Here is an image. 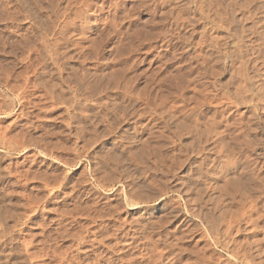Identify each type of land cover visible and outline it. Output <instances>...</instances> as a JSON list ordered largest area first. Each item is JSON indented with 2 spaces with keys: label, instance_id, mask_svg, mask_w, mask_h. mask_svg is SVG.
<instances>
[{
  "label": "rangeland",
  "instance_id": "rangeland-1",
  "mask_svg": "<svg viewBox=\"0 0 264 264\" xmlns=\"http://www.w3.org/2000/svg\"><path fill=\"white\" fill-rule=\"evenodd\" d=\"M38 1L54 36L17 0H0V210L6 213L0 234L7 237L0 235V256L13 253L1 256L9 261L1 264H264V217L248 214L246 201L238 204L234 183L247 171L264 177V96L233 77L237 63L215 65L213 57L202 65L195 46L212 42L229 55L234 26L249 35L253 58L264 67V38L255 34L264 31V0ZM181 13L191 21V36L179 29ZM192 146L207 148L209 167L212 155L220 158L217 190L203 186H211L205 201L211 193L227 206L228 214L216 218L218 236H207L198 218L178 227L197 206L183 187ZM129 203L140 208L129 210ZM169 211L184 216L173 223Z\"/></svg>",
  "mask_w": 264,
  "mask_h": 264
},
{
  "label": "bare ground",
  "instance_id": "bare-ground-1",
  "mask_svg": "<svg viewBox=\"0 0 264 264\" xmlns=\"http://www.w3.org/2000/svg\"><path fill=\"white\" fill-rule=\"evenodd\" d=\"M53 1V0H52ZM56 1H59V0H56ZM125 1V0H124ZM194 1V0H193ZM231 2H232V0H230ZM235 1V0H234ZM233 1V2H234ZM17 2L20 4V5H22L23 6V8L24 9H27V11H28V13L30 12V16L32 17V20L34 21V23L39 27V29L40 30H45L47 33H49L48 31L50 30V23H49V21H48V23H47V21L46 20H48V19H46V18H44V17H41V15H40V13L43 11H41V9H40V2L38 1V0H17ZM44 2H46V1H44ZM54 2H55V0H54ZM61 2V1H60ZM72 1H70V3H71ZM77 2V1H76ZM75 2V3H76ZM217 2L218 3H220V5L222 4L221 2H219L218 0H217ZM224 2V1H223ZM228 2V1H227ZM245 2H247L248 3V1H245ZM256 2V1H255ZM260 2V1H259ZM262 2V1H261ZM70 3H68V5L70 4ZM126 3V2H125ZM246 3V4H247ZM252 3H254V2H252ZM78 4V3H77ZM110 4V3H109ZM115 4V3H114ZM113 4V7H115V5L116 4H118V3H116L115 5ZM189 4H193V2H191V3H189ZM235 4V3H234ZM249 4V3H248ZM256 3H254V5H255ZM263 4V3H262ZM53 5V4H52ZM120 5V7H121V4H118L117 6H119ZM61 6V5H60ZM66 6V5H65ZM71 6H72V4H71ZM76 6V5H75ZM91 6V5H90ZM116 6V7H117ZM182 6V11H185V9H186V7L185 6H188V4L187 5H181ZM227 6V5H226ZM260 6V5H259ZM262 6V5H261ZM52 7H54V6H52ZM77 7V6H76ZM76 7H75V9H76ZM84 7V6H83ZM216 7V6H215ZM248 7V6H247ZM246 7V8H247ZM256 7V6H255ZM254 7V8H255ZM56 8V7H55ZM72 8H74V7H72ZM72 8H70V9H72ZM112 8V7H111ZM110 8V9H111ZM218 8H220V6L218 7ZM222 8V7H221ZM220 8V9H221ZM227 8V7H226ZM262 9H264L263 8V6L261 7ZM46 9V8H45ZM64 9V8H63ZM114 9V8H113ZM117 9H120V8H117ZM189 9H190V7H189ZM209 9V8H208ZM211 9V8H210ZM215 9V8H214ZM214 9H212V13H214L213 12V10ZM217 9V8H216ZM234 9H235V5H234ZM59 10V9H58ZM78 10V9H77ZM121 10V9H120ZM126 10V9H125ZM223 10H224V8H223ZM237 10V9H236ZM250 10V9H249ZM261 10V9H260ZM45 11V10H44ZM62 11V10H61ZM60 11V12H61ZM65 11V10H64ZM63 11V12H64ZM73 11H75V10H73ZM73 11H71L72 13H74ZM79 11V10H78ZM215 11V10H214ZM230 11H232V8H231V10ZM46 12H47V10H46ZM67 12H70V11H68V9H66V11L64 12V15L67 13ZM75 12H77V11H75ZM119 12V11H118ZM218 12V11H217ZM225 12H226V10H225ZM234 12V11H233ZM238 12V11H237ZM252 13H255V12H257V10L256 11H251ZM14 13V12H13ZM12 13V14H13ZM44 13V12H43ZM62 13V12H61ZM61 13H58V14H61ZM124 13V9L122 8V14ZM183 13V12H182ZM180 14L179 15V17H178V23H180V26H179V29L180 28H182V31H183V34H185L186 35V33H187V35H189V32H190V23H191V21L189 20V18H187V17H185V15H183V14ZM224 13V12H223ZM235 13H236V11H235ZM239 13V12H238ZM264 13V12H263ZM15 14V13H14ZM42 14V13H41ZM215 14H217L216 12H215ZM214 14V15H215ZM220 14V13H219ZM218 14V15H219ZM226 14H227V12H226ZM53 16H54V14H52ZM63 15V14H62ZM73 15V14H72ZM72 15H70V16H72ZM75 15H77V14H75ZM114 15V14H113ZM124 15V14H123ZM224 15V14H223ZM14 16V15H13ZM68 16V15H67ZM78 16H79V13H78V15H77V18L76 19H79L78 18ZM217 16V15H216ZM226 16V15H225ZM234 16V15H233ZM254 16H256L255 14H254ZM47 17V16H46ZM59 17V16H58ZM61 17V16H60ZM64 17V16H63ZM73 17H74V15H73ZM46 19V20H44V19ZM62 18V17H61ZM60 18V19H61ZM68 18V17H67ZM117 18V17H116ZM123 18V17H122ZM209 18V17H208ZM221 18H223V17H221ZM227 18H230L229 17V15H228V17ZM232 18V17H231ZM238 18V17H237ZM66 19V18H65ZM64 19V20H65ZM71 19H72V17H71ZM234 20H235V18H233ZM261 19V18H260ZM258 20V21H260L261 22V20L263 19H261V20ZM30 20V19H29ZM59 20V19H58ZM69 20V19H68ZM73 21V20H72ZM75 21V20H74ZM122 21V20H121ZM231 21V20H230ZM50 22H53V21H50ZM67 22V21H66ZM65 22V23H66ZM221 22H223V21H221ZM232 23L234 22L233 20L231 21ZM264 22V21H263ZM224 23V22H223ZM231 23V24H232ZM259 23V22H258ZM57 24V23H56ZM72 24V23H71ZM189 24V25H188ZM236 24V23H235ZM260 24H263V23H260ZM107 25H109V24H107ZM259 25V24H258ZM56 26V25H55ZM54 26V27H55ZM53 27V28H54ZM264 27V26H263ZM230 28V27H229ZM234 28V26L232 27V29ZM237 28V27H236ZM236 28H234L235 30H232L231 28L228 30V33H229V41L227 42V44H226V47L227 46H229L230 47V49H231V51H229L228 52V54L229 55H220V52H219V48H217V46L215 47L214 46V43H213V45H212V42L211 41H209V42H211V45H210V43L208 44L207 43V45H210V46H204V44L203 43H196V45L195 46H198V47H196L197 48V53L198 54H200V56H201V60H200V57H199V60L202 62V65H205V67H206V64L207 65H209V63H207L208 61H209V59H211V58H215V61H216V63H215V65L216 64H218L219 62H221L224 66H226V65H229V66H231V65H233V63L234 64H238L239 66H240V69L238 70V71H236L234 74H233V77H235L236 79H237V77H239V78H241V80H242V82H244V83H246V85H247V88H248V90L249 91H251L252 93H254V94H258V95H261L262 97L264 96V67L263 66H260V65H258L259 63H257L256 62V60L253 58V56H254V54H255V49H254V47L252 46V43L249 41L250 39H249V35H243V36H241V35H239V33H238V30H237V32H236ZM56 29V28H55ZM264 29V28H263ZM68 30V29H67ZM80 30V29H79ZM103 30V29H102ZM60 31V30H59ZM105 31V30H104ZM62 32V31H61ZM82 32V31H81ZM108 32H110V31H108ZM185 32V33H184ZM193 31H191V33H192ZM51 33V32H50ZM50 33H49V35H50ZM117 33V32H116ZM119 33V32H118ZM190 33V34H191ZM194 33V32H193ZM193 33H192V35H193ZM55 34V33H54ZM54 34H53V32H52V36H54ZM57 34V33H56ZM180 34V33H179ZM183 34H181V35H179V37H182V36H184ZM255 34H258V35H262V37L264 38V31H263V33H261V32H258V31H256L255 32ZM50 35V36H51ZM78 35V34H77ZM112 35H113V33H112ZM115 35V34H114ZM65 36V35H64ZM67 36V35H66ZM189 36H191V35H189ZM188 36V37H189ZM245 36V37H244ZM112 37V36H111ZM183 38V37H182ZM182 38H181V40H182ZM190 38H192V37H190ZM55 39V38H54ZM60 39V38H59ZM98 39H99V37H98ZM108 39V37H106V38H104L102 41H103V43H105V41ZM114 39V38H113ZM180 39V38H179ZM178 39V40H179ZM44 40V39H43ZM184 40V39H183ZM185 40L187 41V39L185 38ZM189 40V39H188ZM99 41V40H98ZM112 41V40H111ZM55 43V42H54ZM66 43V42H65ZM102 43V42H101ZM188 43V42H187ZM205 43V42H204ZM37 44V43H36ZM58 44H61V42L60 43H58ZM63 44V43H62ZM70 44V43H69ZM182 44V43H181ZM251 44V45H250ZM55 45V44H54ZM63 45H65V44H63ZM62 45V46H63ZM263 45V44H262ZM45 46V45H44ZM58 46V45H57ZM68 46V45H67ZM66 46V47H67ZM98 46H99V43H98ZM188 46V45H187ZM187 46L186 47H184L185 49H188L187 48ZM193 46V45H192ZM191 46V47H192ZM60 47V46H59ZM104 47V46H103ZM64 48H65V46H64ZM194 48V50L196 49L195 47H193ZM193 48H191V49H189V51L191 52V50L193 49ZM44 49V48H43ZM97 49V48H96ZM23 50V49H22ZM32 50V49H31ZM60 50V49H59ZM62 50V49H61ZM95 50V49H94ZM101 50V49H100ZM36 51V50H35ZM103 51H104V49H103ZM188 51V52H189ZM28 52V51H27ZM62 52V51H61ZM94 52V51H93ZM96 52V53H95ZM94 52V54L95 55H97V51H95ZM98 52H100V51H98ZM102 52V51H101ZM52 53H54V52H52ZM86 53V52H85ZM254 53V54H253ZM57 54V53H56ZM55 54V55H56ZM198 54H196V52H195V56L197 55L198 56ZM27 55V54H26ZM30 55V54H29ZM76 55V54H75ZM86 55H87V53H86ZM90 55V54H89ZM92 56V55H91ZM196 56V57H197ZM262 56V55H261ZM38 57V56H37ZM57 57V56H56ZM93 57V56H92ZM95 57V56H94ZM96 57H98V55L96 56ZM43 58V57H42ZM58 58V57H57ZM24 59H25V57H24ZM45 59V58H44ZM64 59H65V57H64ZM83 59V58H82ZM198 59V58H197ZM229 59H231V60H229ZM57 60V59H56ZM84 60V59H83ZM92 60V59H91ZM95 60H96V58H95ZM87 61V60H86ZM214 61V60H213ZM60 62V61H59ZM85 62V61H84ZM210 63H213L211 60L209 61ZM80 63V62H79ZM82 63V62H81ZM45 64V63H44ZM211 65V64H210ZM41 66V65H40ZM62 66V65H61ZM82 66V65H81ZM237 66V65H236ZM238 66V67H239ZM43 67V66H42ZM209 67V66H208ZM234 68V67H233ZM45 69V68H44ZM72 69V68H71ZM235 70V69H234ZM54 71V70H53ZM5 75V74H4ZM88 76V75H87ZM26 77V76H25ZM76 77V76H75ZM74 77V78H75ZM89 77H91V76H89ZM88 77V78H89ZM5 78V77H4ZM82 78V77H81ZM106 78H108V77H106ZM26 79V78H25ZM92 79V78H91ZM234 79V78H233ZM98 80H100V79H98ZM10 81V80H9ZM29 82V81H28ZM89 82V81H88ZM96 82V81H95ZM241 83V82H240ZM97 84V83H96ZM5 85V84H4ZM10 85V84H9ZM19 85V84H18ZM58 85V84H57ZM245 85V86H246ZM15 86V85H14ZM22 86H24V85H22ZM16 88V87H15ZM24 88V87H23ZM54 88V87H53ZM12 89V88H11ZM55 89V88H54ZM57 89H59V88H57ZM90 89V88H89ZM246 89V88H245ZM14 90H16V89H14ZM30 90V89H29ZM50 91H52V90H50ZM102 91V90H101ZM245 91V90H244ZM106 92V91H105ZM62 93V92H61ZM60 93V94H61ZM234 93V96H235V99H236V101L238 100H240L241 101V103H242V105H244L245 104V102L243 101V100H241L240 98V94H238L236 91H234L233 92ZM249 93V92H248ZM52 94V93H51ZM50 94V95H51ZM49 95V94H48ZM62 95V94H61ZM60 95V96H61ZM77 95H79V94H77ZM22 96V95H21ZM51 97V96H50ZM260 97V96H259ZM25 98H26V96H25ZM263 99H264V97H263ZM53 101V100H52ZM58 101V100H57ZM26 103V102H25ZM78 104V103H77ZM76 104V105H77ZM201 104V103H200ZM79 105V104H78ZM116 105V104H115ZM85 106V105H84ZM89 106V105H88ZM86 107V106H85ZM173 108V107H172ZM116 109H117V107H116ZM84 110H86V109H84ZM179 110V109H178ZM162 111V110H161ZM180 111V110H179ZM86 112V111H85ZM88 112V111H87ZM100 113V112H99ZM74 114V113H73ZM97 114V113H96ZM191 114V113H190ZM193 114V113H192ZM75 115V114H74ZM88 115V114H87ZM168 115V114H167ZM196 115V114H195ZM250 115V114H249ZM91 116V115H90ZM169 116V115H168ZM194 116V115H193ZM252 116V115H251ZM95 117V116H94ZM104 117V116H103ZM176 119V118H175ZM88 120H89V118H88ZM96 120V119H95ZM193 120H195V119H193ZM87 121V120H86ZM169 121V120H168ZM177 121V120H176ZM209 121V120H208ZM93 122H94V120H93ZM92 122V123H93ZM172 122H173V120H172ZM182 122V121H181ZM180 122V123H181ZM194 122V121H193ZM196 122V121H195ZM197 122H198V120H197ZM209 122H211V121H209ZM81 123V122H80ZM89 123V122H88ZM87 123V124H88ZM98 124H100L101 122H97ZM96 123V124H97ZM175 124H176V122H174ZM97 124V125H98ZM102 124V123H101ZM172 124V123H171ZM174 124V125H175ZM182 124V123H181ZM201 124H203V123H201ZM211 124V123H210ZM258 124V123H257ZM96 125V126H97ZM173 125V126H174ZM196 125V124H195ZM197 125H199V124H197ZM253 125H255V123L253 122V124H252V122H250V121H248L247 122V127H248V129L249 130H253V128H254V126ZM87 126V125H86ZM93 126H95V125H93ZM95 126V127H96ZM176 126V125H175ZM174 126V127H175ZM201 126V125H200ZM213 125H211V127H212ZM215 126V125H214ZM81 127V126H80ZM94 127V128H95ZM180 127V126H179ZM183 127V126H182ZM181 127V128H182ZM185 127V126H184ZM188 127V126H187ZM204 127V126H203ZM253 127V128H252ZM177 128H178V126H177ZM207 128V127H206ZM205 128V129H206ZM209 128V127H208ZM97 129V128H96ZM171 129V128H170ZM173 129V128H172ZM179 130H181L182 131V129H180V128H178ZM177 129V130H178ZM201 129H202V126H201ZM209 129H211V128H209ZM94 130V129H93ZM103 130V129H102ZM107 130V129H106ZM187 130V129H186ZM186 130H184V134L186 135V133H185V131ZM191 130H193V129H191ZM198 130V129H197ZM196 130V131H197ZM199 130H200V128H199ZM197 131V133L198 132H201V131ZM215 130V129H214ZM99 131V130H98ZM172 131H174V130H172ZM195 130H193V132H194ZM207 132L208 131H211V130H206ZM177 132V131H176ZM203 132V131H202ZM201 132V133H202ZM213 132V131H212ZM106 133V132H105ZM200 133V134H201ZM93 134V133H92ZM176 134V133H175ZM182 134H183V132H182ZM209 135H211V132L210 133H208ZM218 134V133H217ZM191 135V132H190V134H189V136ZM196 136H197V134H195ZM202 135V134H201ZM201 135H200V137H201ZM203 135H204V133H203ZM202 135V136H203ZM219 135V134H218ZM225 135V134H224ZM93 136H94V134H93ZM92 136V137H93ZM176 136V135H175ZM187 136V135H186ZM213 136H214V134H213ZM215 136H217V135H215ZM211 137V136H210ZM227 137V136H226ZM225 137V138H226ZM91 138V137H90ZM176 138H177V136H176ZM186 138V137H185ZM190 138V137H189ZM188 138V139H189ZM195 138H197V137H195ZM199 138V137H198ZM208 138V137H207ZM191 139H192V137H191ZM200 139V138H199ZM214 139H216V138H213V140ZM217 139H218V137H217ZM89 140V139H88ZM195 140V139H194ZM203 140H204V136H203ZM185 141V140H184ZM204 141H206V140H204ZM216 141V140H215ZM95 142V141H94ZM94 142H93V144H94ZM187 143H188V141H186ZM186 142L184 143V144H186ZM207 142V141H206ZM217 142V141H216ZM223 142V141H222ZM259 142V141H258ZM180 143V142H179ZM198 143H202V142H198ZM208 143V142H207ZM176 144H177V142H176ZM189 144H191V140H189ZM179 145V144H178ZM228 145H230L229 143H228ZM228 145H224V146H226V148H224L225 150L228 148ZM186 146V145H185ZM184 147V146H183ZM213 147V146H212ZM216 147V146H215ZM220 147V146H219ZM223 147V146H222ZM184 148H186V147H184ZM217 150V149H216ZM215 150V151H216ZM228 150H229V148H228ZM182 151V150H181ZM207 151V148H204L203 150H200V149H198L196 146H192V147H189V148H187L186 149V152H187V158H186V160H184L185 162H184V164H185V176H186V180H185V185H184V183H183V187H185V189H184V193L186 192V197H187V199H189V201L188 202H190V203H192V202H195V203H197L196 205V207H193L192 209H191V212H184V215H185V219H183L181 222H182V224H180L178 227H180V226H182V227H184L186 224H190L191 223V221L193 220V219H195V218H198V219H200L201 221H202V223H203V226L202 227H204V230H205V232L207 233V236L208 235H214V233H216L215 235H219L218 233L220 232L219 231V229H220V224H218L217 222V216H219V217H224V216H226L227 214H228V210H227V206L225 205V201H223V200H219L218 198H217V196L216 197H212V196H210V194H209V196H208V199L205 201L204 200V198H203V196H206L204 193H207V191H208V189L212 186V188H211V190L213 189V190H217V187L216 186H214V183L213 182H215L216 181V179H217V175H218V172H219V169H222L221 168V163H220V158L218 157V156H216V155H212V157H211V162H210V164L212 165H210L211 167H209L208 166V162H209V158H204V156L206 155L205 154V152ZM223 151V150H222ZM247 151V150H246ZM184 152V151H183ZM219 152V151H218ZM221 152V151H220ZM226 152V151H225ZM228 152V151H227ZM230 152V151H229ZM233 152V151H232ZM249 152V151H248ZM185 153V152H184ZM231 153V152H230ZM247 153V152H246ZM225 154V153H224ZM228 154V153H227ZM232 154V153H231ZM179 155V154H178ZM200 157L202 158H204V159H202V162H196V160H198V159H200ZM224 157V156H223ZM246 157V156H245ZM184 158V157H183ZM125 159V158H124ZM127 161V160H126ZM262 161V160H261ZM179 162V161H178ZM181 162V161H180ZM179 162V163H180ZM255 162V161H254ZM125 163V162H124ZM247 163V162H246ZM258 163V162H257ZM248 164V163H247ZM132 165V164H131ZM180 166V165H179ZM250 168V167H249ZM181 169V168H180ZM255 169V168H254ZM242 170H245V169H242ZM247 170H250V169H247ZM246 170V171H247ZM135 171V170H134ZM222 171V170H221ZM241 171V170H240ZM255 171V170H254ZM257 171H258V169H257ZM262 171V170H261ZM158 172V171H157ZM171 173V172H170ZM239 173H241V172H239ZM263 173V172H262ZM237 174H238V172H237ZM128 175V174H127ZM123 176V175H122ZM238 176V175H237ZM161 177V176H160ZM159 180V179H158ZM0 181H2V180H0ZM160 181V180H159ZM209 182V184H211V186H209L207 189H205L206 188V186L205 187H203L204 186V184H207ZM1 183V182H0ZM178 183V182H177ZM180 183V182H179ZM234 183H235V186H236V193L235 194H237L238 196H239V199L240 200H238V204H243L244 203V201H246L245 202V204L247 203H249L250 205H248L249 207H252V208H249V213H248V210H247V212L246 213H248V214H250L251 216H253V214H254V212H258V214L259 213H261L262 215H263V217H264V197H263V195H264V177H262L261 176V174H251V172L250 171H247V172H243V173H241L237 178L235 177V179H234ZM3 184V183H2ZM0 187H1V184H0ZM52 189V188H51ZM183 189V188H182ZM234 189V188H233ZM149 191V190H148ZM178 191V190H177ZM145 193V192H144ZM166 193V192H165ZM213 193V192H212ZM234 193V192H233ZM160 194V193H159ZM1 195V194H0ZM130 195V194H129ZM159 196V195H158ZM222 196V195H221ZM131 197V196H130ZM143 197V196H142ZM6 198V197H5ZM134 198V197H133ZM205 198H207V197H205ZM219 200H217V199ZM5 200V199H4ZM7 200V199H6ZM193 200V201H192ZM135 201H136V199H135ZM233 201H234V199H233ZM8 202V201H7ZM129 201H127V203H128ZM134 202V201H133ZM216 202H217V204H216ZM235 202V201H234ZM243 202V203H242ZM137 203V202H136ZM133 204V203H129L128 205H129V210H132V211H135V210H138L139 208H140V205L139 204ZM232 204H234V203H232ZM235 205V204H234ZM244 205V204H243ZM242 205V206H243ZM195 206V205H194ZM236 207H237V205H235ZM235 206H234V208H235ZM245 206V205H244ZM233 207V206H232ZM0 208H2V207H0ZM4 208V207H3ZM233 208V209H234ZM243 208V207H242ZM241 208V209H242ZM168 209V208H167ZM239 209V208H238ZM248 209V208H247ZM251 209V210H250ZM175 210V209H174ZM3 210H0V218L2 217V215H4V214H6V213H4L3 214V212H2ZM245 211V210H244ZM5 212V211H4ZM9 213H11V212H9ZM9 213H7V215H11V214H9ZM233 213V214H232ZM230 212L229 214L231 215L232 214V217H234V219H235V216H239V215H236V211H234V212ZM241 213H243V212H241ZM245 214V213H244ZM6 215V216H7ZM169 215H170V218H169V220H172L173 221V223H177L184 215L182 214V213H180V212H170L169 211ZM242 216L243 215H241V217L240 218H242ZM244 216H246V215H244ZM243 216V217H244ZM249 216V215H248ZM251 216H249L248 218H251ZM12 217V216H11ZM10 217V218H11ZM218 217V218H219ZM262 217V218H263ZM7 218V217H6ZM9 217L7 218V219H10ZM240 218H238V220L240 219ZM3 219H5V218H3ZM2 220V219H1ZM22 220V219H21ZM249 220V219H248ZM9 221V220H8ZM221 221V220H220ZM171 222V221H170ZM251 222H252V220H251ZM3 222L1 221V224H2ZM5 223V222H4ZM132 224H134L133 222H131ZM169 223V222H168ZM236 223H237V221H236ZM240 223V222H239ZM135 224H136V222H135ZM5 225V224H4ZM131 225V224H130ZM137 226H138V224H136ZM147 225H148V223H147ZM153 225V224H152ZM184 225V226H183ZM256 225V224H255ZM1 226V225H0ZM133 226V225H132ZM145 226V225H144ZM143 226V227H144ZM174 226V225H173ZM228 226V225H227ZM5 227V226H4ZM19 227H20V225H19ZM130 227V226H129ZM134 227V226H133ZM155 227V226H154ZM163 227V226H162ZM222 227V226H221ZM230 227V226H229ZM15 227H13V229H14ZM137 228V227H136ZM146 228V227H145ZM181 228V227H180ZM5 229V228H4ZM6 229H8V228H6ZM12 229V230H13ZM147 229H149V227H147L146 229H144V230H147ZM152 229H153V227H152ZM176 229H177V227H176ZM175 229V230H176ZM179 229V228H178ZM227 229H228V227H227ZM141 230V232H142V229H140ZM151 230V229H150ZM203 230V231H204ZM230 230V229H229ZM7 231H10V230H7ZM136 230H134V232H135ZM138 232H140L139 231V229L137 230ZM136 231V232H137ZM179 231V230H178ZM180 231H181V229H180ZM222 231V230H221ZM228 231V230H227ZM226 231V232H227ZM230 231H232V230H230ZM230 231H228V232H230ZM2 232H6V230L5 231H3L2 230ZM89 232V231H88ZM136 232H135V234H136ZM137 232V233H138ZM150 232V231H149ZM177 232V231H176ZM223 232V231H222ZM1 234H5V233H1ZM0 234V235H1ZM94 234H96V231H95V233ZM129 234V233H128ZM143 234V233H142ZM153 234V233H152ZM221 234V233H220ZM232 234V233H231ZM157 235V234H156ZM176 235V234H175ZM5 237H6V234L4 235ZM11 236V235H10ZM143 236H144V234H143ZM146 236V235H145ZM168 236V235H167ZM173 236V235H172ZM221 236H223V234L221 235ZM225 236H228V235H225ZM2 237V236H1ZM1 237H0V239H1ZM88 237H89V235H88ZM95 237V236H94ZM229 237V236H228ZM7 238V237H6ZM14 238V237H13ZM87 238V237H86ZM150 238V237H149ZM178 238V237H177ZM177 238H175V239H177ZM220 238V237H219ZM223 238V237H222ZM10 239V238H9ZM94 239V238H93ZM147 239V238H146ZM175 239H173V240H175ZM228 239V238H227ZM230 239V238H229ZM4 240V239H3ZM18 240V239H17ZM82 240H84V239H82ZM149 240V239H148ZM216 240H217V238H216ZM224 240V239H223ZM232 240V239H231ZM2 241V240H1ZM8 242V240H5L4 242H5V245L7 246V242ZM81 241V240H80ZM86 241V240H85ZM93 241V240H92ZM101 241V240H100ZM150 241V240H149ZM148 241V242H149ZM10 242H11V240H10ZM105 242V241H104ZM147 242V243H148ZM161 242H162V240H161ZM166 242V241H165ZM227 242V240L224 242V244ZM1 243H3V242H1ZM13 243V242H12ZM83 243H85V242H83ZM102 243H103V241H102ZM101 243V244H102ZM178 243V242H177ZM217 243H219V240L217 241ZM229 243V242H228ZM227 243V244H228ZM236 243V242H235ZM250 243V242H249ZM9 245H10V243H8ZM81 244V243H80ZM164 244V243H163ZM167 244V243H166ZM166 244H165V246H166ZM253 244V243H252ZM1 245V244H0ZM5 245H4V247H5ZM97 245V244H96ZM105 245V244H104ZM230 245V244H229ZM247 245V244H246ZM250 244H248V246H249ZM81 246H84V245H81ZM156 246V245H155ZM167 246H169L170 248H172L170 245H167ZM166 246V248L168 249L169 247H167ZM224 246V245H223ZM227 245H225V247H226ZM1 247H3V245L1 246ZM9 247V246H8ZM7 247V248H8ZM11 247V246H10ZM110 247V246H109ZM108 247V248H109ZM163 247V246H162ZM230 247V246H229ZM12 248V247H11ZM18 248V247H17ZM16 248V249H17ZM169 248V249H170ZM228 248V247H227ZM232 248V247H231ZM2 249V248H1ZM112 249V248H111ZM159 249V248H158ZM3 250L4 249H2V252H3ZM11 250H14V249H11ZM156 250V249H155ZM184 250V249H183ZM1 251V250H0ZM5 251H7L8 252V250H5ZM5 251H4V253H3V255H7V254H9V255H11V256H13V253L12 252H10V253H6L5 254ZM175 251V250H174ZM250 251V250H249ZM15 252V251H14ZM18 252V251H17ZM179 252V251H178ZM187 252V251H186ZM231 252V251H230ZM251 252V251H250ZM1 253V252H0ZM19 253V252H18ZM106 253H108V252H106ZM154 253H156V252H154ZM163 253H165V252H163ZM174 253V252H173ZM233 253V252H232ZM238 253V252H237ZM2 254V253H1ZM92 254V253H91ZM170 254H172V253H170ZM180 254V253H179ZM263 254V253H262ZM3 255H1L2 257H4ZM15 255V254H14ZM159 255V254H158ZM160 255H162V254H160ZM174 255V254H173ZM238 255V254H237ZM0 256V257H1ZM8 256V255H7ZM7 256H5L6 257V259H8L7 258ZM11 256H10V258H11ZM98 257V256H97ZM101 257V256H100ZM142 257V256H141ZM160 257V256H159ZM162 257V256H161ZM254 257V256H253ZM103 258V257H102ZM149 258H151V257H149ZM156 258V257H155ZM0 259H2V258H0ZM79 259V258H78ZM97 259V258H96ZM107 259V258H106ZM105 259V260H106ZM175 259V258H174ZM3 261L5 260V259H2ZM11 260H13V259H10V261ZM2 261V262H3ZM5 261H7V260H5ZM16 261V260H15ZM64 261V260H63ZM113 261V260H112ZM172 261H173V259H172ZM7 262H9V261H7ZM7 262H5V263H7ZM110 262V261H109ZM108 262V263H109ZM75 263V262H74ZM99 263H101V261H99ZM153 263V262H152ZM157 263H158V261H157ZM0 264H1V261H0ZM3 264V263H2ZM10 264V263H9ZM12 264H14V263H12ZM155 264V263H154Z\"/></svg>",
  "mask_w": 264,
  "mask_h": 264
}]
</instances>
